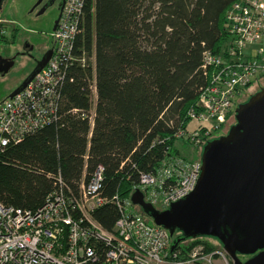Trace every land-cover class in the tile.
<instances>
[{
  "label": "trees",
  "instance_id": "1",
  "mask_svg": "<svg viewBox=\"0 0 264 264\" xmlns=\"http://www.w3.org/2000/svg\"><path fill=\"white\" fill-rule=\"evenodd\" d=\"M237 1L85 0L74 50L93 54L92 125L82 115L92 108L91 71L74 64L57 120L0 150V203L36 210L56 189L55 176L77 196L80 179L98 166L101 195L127 199L139 173L154 172L172 133L188 125L186 111L208 82L202 54L224 53L226 13ZM92 217L110 231L118 211L105 203ZM187 240L174 250L179 259L192 247Z\"/></svg>",
  "mask_w": 264,
  "mask_h": 264
},
{
  "label": "built area",
  "instance_id": "2",
  "mask_svg": "<svg viewBox=\"0 0 264 264\" xmlns=\"http://www.w3.org/2000/svg\"><path fill=\"white\" fill-rule=\"evenodd\" d=\"M84 3L65 0L57 26L50 33V58L21 91L0 101V150L57 120L60 88L74 64L91 71L88 89L92 108L82 115L92 125L96 93L93 54H76L74 50ZM225 32L223 57L208 51L202 54L200 66L208 82L186 111V118L198 128H177L170 136L173 140L196 143L204 138V144L233 110L245 86L264 76V0L235 2L226 13ZM4 34L0 24V36ZM200 167L199 158L188 161L170 151L154 172L139 173L132 192L138 189L146 202L159 210L167 209L193 190ZM54 180L56 189L36 210L0 203V264H211L214 254H222V248L204 252L198 246L185 259H179L177 251L167 255L171 241L167 229L143 215L130 196L107 199L101 195V166L89 180L80 179L77 196L65 192L59 176ZM105 203L118 211L110 231L92 217Z\"/></svg>",
  "mask_w": 264,
  "mask_h": 264
},
{
  "label": "water",
  "instance_id": "3",
  "mask_svg": "<svg viewBox=\"0 0 264 264\" xmlns=\"http://www.w3.org/2000/svg\"><path fill=\"white\" fill-rule=\"evenodd\" d=\"M51 53L52 47L7 97L21 91ZM199 160L195 187L167 209L146 202L138 189L130 195L131 203L155 225L168 230L172 239L167 255L187 239L210 237L217 240L232 264H264V86L235 106L234 123L225 134L202 145Z\"/></svg>",
  "mask_w": 264,
  "mask_h": 264
},
{
  "label": "rangeland",
  "instance_id": "4",
  "mask_svg": "<svg viewBox=\"0 0 264 264\" xmlns=\"http://www.w3.org/2000/svg\"><path fill=\"white\" fill-rule=\"evenodd\" d=\"M33 1L34 0H4L3 9L0 12V21L4 22V24L2 25L5 28V34L1 36L3 40H0V48H4L5 50H9L10 52L15 50V48L19 49L20 46H17V42L19 38L23 39V37L29 38L33 43H43V46L45 48L47 46H50V48L52 47L53 41L50 35L52 31V23L50 17L54 12L49 11L48 15L43 16V19L41 18L42 20L38 19L36 22L31 17V15L28 14V10ZM220 55L223 57V54ZM32 69L33 68H31V59L26 58L25 56L18 57L12 70L4 79L0 80V101L5 99L8 94L18 86L17 84L20 79L26 77ZM260 77L261 78L258 80L257 83L251 81L252 83L249 82L245 86L243 94L237 99V102L235 103L234 107L238 103L245 101L251 94H253L258 89L259 86L264 85V76ZM253 81L256 80L254 79ZM234 107L232 113H230V115L228 114V116L225 117V120L221 123L219 128H217L211 133L210 139L220 136L223 132L227 130L229 123H234ZM209 123L210 122H207V124ZM196 128H198L196 122L190 121L188 123L189 130L193 131ZM203 139H199L196 143H189L181 139L173 140L170 151L174 156L182 158L184 160L192 161L198 159L200 157ZM199 141L200 143H198ZM137 207L138 206H136V208ZM137 209L139 210L140 208ZM190 240H187V242L192 244V247L189 251L185 252L186 256H188V254L198 246H202L204 252L213 248V246H218L217 249L221 248L219 247L220 245L217 240H215L214 238L199 237ZM221 250L222 254H214L212 256L211 264H232L231 259L228 257L225 251L223 249ZM240 258L244 260L247 257L244 256Z\"/></svg>",
  "mask_w": 264,
  "mask_h": 264
},
{
  "label": "flooded vegetation",
  "instance_id": "5",
  "mask_svg": "<svg viewBox=\"0 0 264 264\" xmlns=\"http://www.w3.org/2000/svg\"><path fill=\"white\" fill-rule=\"evenodd\" d=\"M60 2L61 0H34L30 5L28 14L31 15V17L37 22L38 19L40 20L43 16L48 15L49 11H53L54 13L50 17L51 23L53 24L59 13ZM3 4L4 0L2 1L0 12L3 9ZM0 24H4V22L0 21ZM0 40H3L1 36ZM17 46H20L19 49L15 48L12 52L5 50L4 48H0V80L4 79L12 70L18 57L25 56L26 58L31 59V68H33L35 66V61L39 60L46 53V51L50 49V46L45 48L43 43H33L27 37H23V39L19 38ZM24 78L25 77L21 78L17 85H19ZM263 86H259L258 89ZM230 125H232V123H229L227 130ZM225 132L222 134H225Z\"/></svg>",
  "mask_w": 264,
  "mask_h": 264
}]
</instances>
